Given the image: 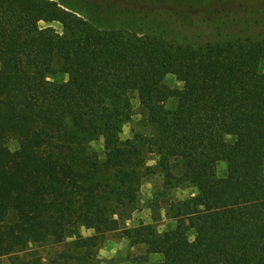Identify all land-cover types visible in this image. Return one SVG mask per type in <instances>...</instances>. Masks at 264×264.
Here are the masks:
<instances>
[{
	"label": "trees",
	"instance_id": "16d2710c",
	"mask_svg": "<svg viewBox=\"0 0 264 264\" xmlns=\"http://www.w3.org/2000/svg\"><path fill=\"white\" fill-rule=\"evenodd\" d=\"M262 59L263 40L182 44L102 28L57 0H0V260L42 264L39 248L70 243L49 264H96L100 238L138 209L155 153L167 184L198 193L171 208V231L124 228L130 244L160 264H264ZM134 93L157 132L123 141Z\"/></svg>",
	"mask_w": 264,
	"mask_h": 264
},
{
	"label": "rangeland",
	"instance_id": "374dc122",
	"mask_svg": "<svg viewBox=\"0 0 264 264\" xmlns=\"http://www.w3.org/2000/svg\"><path fill=\"white\" fill-rule=\"evenodd\" d=\"M63 7L83 16L102 28H122L140 34L153 33L164 36L182 44L200 45L208 41L251 38L264 41V0H57ZM41 27H53L63 33L58 22L40 23ZM260 70L264 73V59ZM164 82L173 89H182L181 79L173 74L166 76ZM177 98H170L166 103V112L177 107ZM157 132L156 126L148 121L145 108L136 93L132 94V116L124 125L121 133L123 141L133 139L136 134L152 136ZM8 147L15 151L18 142L12 140ZM99 153H104V138L99 137L92 143ZM159 157L148 153L146 166L151 170L144 177L139 207L130 218L122 219V229L134 228L141 224L154 225L160 232L176 228L177 222L172 216L171 208L194 197L198 189L189 183L178 185L175 181L167 184L161 169L157 167ZM219 178L228 175V164L220 161L216 167ZM84 237L94 232L82 229ZM123 234V235H122ZM124 231L109 232L103 235L96 250V264H100L98 255L108 238L118 239ZM190 237H195L190 232ZM127 238V237H126ZM67 242H73L70 239ZM64 245L46 246L38 249L43 257L42 264H49V257L55 251L68 247ZM128 264H160L163 256L147 254L143 245H132L127 253ZM111 261L113 259H110ZM114 262V261H113ZM0 264H11L9 258H2Z\"/></svg>",
	"mask_w": 264,
	"mask_h": 264
},
{
	"label": "crops",
	"instance_id": "0c3cea01",
	"mask_svg": "<svg viewBox=\"0 0 264 264\" xmlns=\"http://www.w3.org/2000/svg\"><path fill=\"white\" fill-rule=\"evenodd\" d=\"M173 229L174 228L168 231H171ZM122 230L123 229L113 231V232L117 233ZM131 247L132 245L130 244V241L125 236H122L118 239L108 238L105 241L98 255V258L100 259V264H128L130 263V261H128V258H127V253ZM110 259H113V260L111 261Z\"/></svg>",
	"mask_w": 264,
	"mask_h": 264
}]
</instances>
